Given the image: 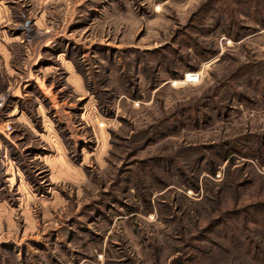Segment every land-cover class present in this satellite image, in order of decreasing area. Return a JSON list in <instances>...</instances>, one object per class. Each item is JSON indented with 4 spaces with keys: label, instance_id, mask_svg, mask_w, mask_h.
<instances>
[{
    "label": "rangeland",
    "instance_id": "obj_1",
    "mask_svg": "<svg viewBox=\"0 0 264 264\" xmlns=\"http://www.w3.org/2000/svg\"><path fill=\"white\" fill-rule=\"evenodd\" d=\"M262 67L264 0H0V264H264Z\"/></svg>",
    "mask_w": 264,
    "mask_h": 264
},
{
    "label": "trees",
    "instance_id": "obj_2",
    "mask_svg": "<svg viewBox=\"0 0 264 264\" xmlns=\"http://www.w3.org/2000/svg\"><path fill=\"white\" fill-rule=\"evenodd\" d=\"M230 37H232V38H234L235 39V37H233V35H229ZM255 68H257L258 69V67L256 66ZM255 78H256V80H251L250 82H251V85H255L254 86V88L255 87H257V88H262L261 90H262V101L264 102V67H262V68H260L259 69V71H258V73L256 74V76H255ZM260 91V90H259ZM262 164H264V160H262ZM229 184L230 183H226V186H229ZM228 188V187H227ZM256 205V204H255ZM257 207H259V206H257ZM256 207V208H257ZM260 250H263L262 249V247L260 248V247H258V249H256V248H254V250L252 251V254L254 253V255H258V256H261L262 258H264V250L263 251H260Z\"/></svg>",
    "mask_w": 264,
    "mask_h": 264
},
{
    "label": "bare ground",
    "instance_id": "obj_3",
    "mask_svg": "<svg viewBox=\"0 0 264 264\" xmlns=\"http://www.w3.org/2000/svg\"><path fill=\"white\" fill-rule=\"evenodd\" d=\"M190 75H191L192 77H195V79H194L195 81H198L199 78H200V76H201L200 73H195V72H191V73H188V74H187V76H190ZM186 78H187V77H186Z\"/></svg>",
    "mask_w": 264,
    "mask_h": 264
}]
</instances>
